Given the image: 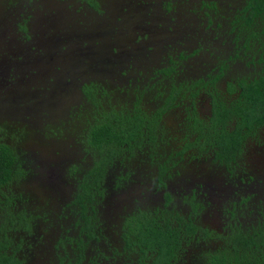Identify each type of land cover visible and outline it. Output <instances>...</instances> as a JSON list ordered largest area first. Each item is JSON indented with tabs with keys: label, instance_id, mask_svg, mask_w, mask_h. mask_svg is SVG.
<instances>
[{
	"label": "trees",
	"instance_id": "16d2710c",
	"mask_svg": "<svg viewBox=\"0 0 264 264\" xmlns=\"http://www.w3.org/2000/svg\"><path fill=\"white\" fill-rule=\"evenodd\" d=\"M13 1L16 0H2V6L10 9L9 3ZM78 1L97 16L102 15L106 2ZM161 4L167 14L189 16L183 11L191 12L206 27H211L224 13L230 14L227 21L232 31L237 28L240 34L235 42L244 40L248 52L253 51L248 41L260 38V29L264 36V0H241L236 12L233 4L226 11L217 8L213 0H202L200 5L192 0H162ZM22 7L26 15L28 7L32 11L34 4L26 0ZM34 14H27L17 25L27 40L30 39L28 22ZM255 44L264 50V41ZM214 51L219 48L208 40L189 54L185 51L179 56L168 54V60L161 61L155 69L154 79L158 80L154 84L144 83L142 72H136L130 79L123 71L122 75L128 79L126 85H111L105 79L102 83L84 82L77 88L79 99L71 107L68 104L60 126L53 131L47 124L44 127L50 135H43L46 141L71 138L87 156L81 165L73 164L67 169L76 181L70 205L53 198L43 203L21 189L20 185L27 179L41 178L40 166L45 159L37 157L41 155L38 152L26 150L31 135H16L20 125L15 123L17 131L8 135L1 127V120L13 118L0 116V264H33L36 259L41 264H264V186L257 192L246 190L245 196L236 194L239 200H233V208H226L223 214L229 217V222L223 221L226 223L223 234L202 222L208 205L188 202L186 197L180 205L176 203L178 197L171 193H167L162 207L134 205L132 211L130 205L126 206L117 213V222L111 230L102 220V210L110 205L108 199L129 192L120 186L114 195L117 155L129 159L123 162L126 167L142 153V158L150 160L145 172L157 174L163 184L189 172L187 164L178 160L184 158L188 149L196 147L191 138H182L180 150L176 149L172 146L178 139L176 134L192 137L197 133V142L204 141V148L215 147V161L227 165L247 137L264 133V85L259 91H247L251 84L246 83L247 92L244 90L238 99L242 104H235L231 86L223 75L210 79L215 90L212 94L206 89L210 84L197 75V63L188 60L194 57L198 62L209 58L207 53L212 55ZM112 52L116 60L111 62L116 67L119 53L116 49ZM38 53L37 57L43 55ZM149 56L148 65H152L153 58ZM260 61H264L263 56ZM129 69L133 68L129 66ZM225 82L228 88L223 86ZM205 102L212 108V118L224 116L231 123L221 130L206 127L208 123L195 110ZM170 122L176 123L175 128L170 127ZM65 124L72 130H67L69 135L60 136L58 130ZM262 143L259 137L257 144ZM197 146L200 149L199 143ZM174 158L178 160L174 162ZM81 171L86 175H81ZM40 202L43 207L36 208ZM55 232L57 237L53 235Z\"/></svg>",
	"mask_w": 264,
	"mask_h": 264
},
{
	"label": "rangeland",
	"instance_id": "374dc122",
	"mask_svg": "<svg viewBox=\"0 0 264 264\" xmlns=\"http://www.w3.org/2000/svg\"><path fill=\"white\" fill-rule=\"evenodd\" d=\"M105 1L100 17L78 0H32L34 9L31 7L30 11L28 7L26 12V15L31 16L35 13L28 22V41L17 28L27 18L22 7L26 0L10 2V9L2 6L0 0V116L13 118L1 120V127L9 135L15 133L14 130L17 131L16 123L20 125L16 135H31L26 142V150L29 153H40L45 159L42 162L44 169L49 171L59 169H51L49 165L54 166L51 163L48 165L54 155L58 158L72 155V159H79L80 153L76 151L75 142L71 138L57 142L46 141L43 136L50 135L44 126L48 124L51 125V130H57L67 109L77 102V86L92 80L102 83L105 79L111 85H126L128 81L122 75L123 71L127 72L126 76L130 79L135 77L136 72H142L144 83L154 84L158 80L154 79L155 69L162 63L165 54H176L175 49L179 48L181 42H194L192 35L209 41L212 37L191 12L183 11L189 16L165 13L161 8L162 0ZM201 1L192 0L198 5ZM213 1H216L217 8H224L226 11L230 4H241V0ZM127 12L130 14H126ZM229 15L224 13L215 22L223 24L227 22ZM120 18L122 20L118 21ZM121 24L127 26L123 27ZM225 29L223 25V30ZM138 36H141V40L136 42L135 38ZM114 49L119 53L116 67L111 62L116 60L112 52ZM37 52L43 55L37 57ZM149 55L153 58L152 65H148ZM188 60L197 63L194 57ZM129 66L133 69H129ZM239 68H243V64L237 61L234 69ZM169 125L175 128V122H170ZM67 130H72L69 124L61 127L58 133L60 136L69 135ZM261 154L264 156V150ZM252 156L253 152L248 157ZM260 172L264 173V169ZM188 176L191 177L192 174ZM42 178L31 177L20 186L41 202H50L53 191L49 189L50 193L39 184ZM59 179L58 182L56 176L49 178L52 184H60L54 189V195L58 193L64 197L65 192L71 196L75 188H66L65 180L61 176ZM154 194V198L159 197L158 191ZM129 200L127 193L108 199L110 205L102 210L104 226L110 230L115 226L117 213L130 205ZM40 203H37L36 208L43 207V203ZM57 207L56 205L55 208ZM213 209L210 208L203 215L202 222L217 229L221 221L217 212L221 210V206L213 205ZM105 232L110 233L107 230ZM53 235L58 236L57 232ZM114 239L116 240L115 237ZM114 245H117V240ZM33 264L41 262L36 259Z\"/></svg>",
	"mask_w": 264,
	"mask_h": 264
},
{
	"label": "flooded vegetation",
	"instance_id": "af4514ba",
	"mask_svg": "<svg viewBox=\"0 0 264 264\" xmlns=\"http://www.w3.org/2000/svg\"><path fill=\"white\" fill-rule=\"evenodd\" d=\"M233 6L234 11L236 12V8H239V4H233ZM198 22L199 24H202V20H199ZM223 25L226 28L225 30H223ZM121 26L126 27L127 25L121 24ZM204 27L208 29L209 34L212 36L210 40L213 42V47L217 46L219 51H214L212 55L207 53L209 58L205 57L198 60L196 65L197 75L198 77L203 78L204 81H206L205 83L210 84L207 85L206 89H208L207 91H210L212 94H215V90L212 88L213 84L210 83V79L213 80L214 78L223 75L224 79L227 80L231 86L232 93L235 98V100L232 101L235 102V104H242V102L238 99L242 96L246 83L251 84L247 91L251 89L259 91L264 85V61H260L261 56L264 58V50L260 44H255L258 41H264V36H262L263 32L260 29L258 31L260 38L256 39V41H248L250 43L249 47L252 46L251 48L254 49L252 52H248V48L244 40H238L237 43L235 42V38H240L238 36L240 34L237 28L232 31L233 27L229 25L228 21H225L223 24L215 22L211 27ZM137 38L138 37L135 39ZM192 39L194 42H181L178 45L179 48L176 53L178 56L181 51H185L189 54L198 48L200 43L203 44L204 41H208L207 39L202 38ZM167 49H169V47H167ZM166 60H168L167 54H165L162 61ZM237 61L243 64V68L234 69V63ZM123 76L125 77V75ZM227 82L223 84L224 87H227ZM81 85L77 86V88ZM225 97H227L226 94ZM195 110L198 115L200 114L199 118L204 119V121L208 123V126L206 127H211L213 130H221L222 126L225 125L227 127L231 123V119L224 116H221L218 119L212 118V108L206 102L203 105L196 107ZM214 125H217L216 128ZM256 134L247 137L243 141L236 157L230 160L227 165H221L215 161L216 154L214 155V150L217 151L215 147L204 148V141L200 140L197 142V133L193 134L192 137L186 136L189 134H176L178 139L172 143V146H175L176 149L179 148L178 145L181 147L179 141L182 138H191L192 140L190 141H192L196 147L188 149L183 155L184 158H180L181 160L174 158V162L176 159L183 165L187 164L189 172L186 175H176L173 177V181H164L163 184L158 181L157 174L151 175V173L145 172L147 161L150 160L145 159V157L142 158V153H140L136 160H131L130 163H127L126 167L123 166V162L129 161V159L127 157L125 158V156L117 155V176L114 178L115 180L112 183V187L115 188L114 194L118 193L116 190H118L120 186L127 188L129 191V204L132 211L134 210V205L149 204L159 205L162 207L166 202L167 193L175 194L178 197L176 203L180 205H182L181 200L184 199L183 197H186V200L191 203H196L198 201L204 202L205 205L209 206V209H213V205H220L221 210L217 213L221 221L217 226V232L219 234H223L226 224L223 223V221L229 222V217H226L223 214L226 208H233L231 206V202L233 200H239L236 194L240 193L243 194L242 196H245L247 194L245 193L246 190H250L249 192H257L258 189L261 190L264 186V173L260 172L261 169H264V156L261 154V151L264 150V133H258V137L255 136ZM213 135L214 133H212L210 137ZM259 137L262 139L263 143L258 145L257 142ZM147 143L148 142L144 143V148L148 147ZM158 143L161 145L159 139ZM198 143L200 149L197 148ZM74 147L76 151L80 153L78 161L72 159V155H64L63 158H58L54 155L53 160L48 161V165L51 163L54 165L53 167L49 165L51 169L57 167L59 169L49 171L44 169L45 167L42 163L41 166L43 169L40 170V176L43 178L40 180L39 184L45 187L46 191H49V189L53 191V193L49 191L52 194L53 199H56L59 203H65L68 205H70L74 200L72 197L74 193L70 196L64 192V197H61L58 193L57 195H54V189L59 187L60 184H52L49 181V178L52 179L56 176V180L59 182V178L61 176L63 181L65 180L64 183L66 184V188L69 189L70 186H73L76 189V181L68 175L67 169L73 164L81 165L83 160L85 162V158H87V156L84 157L83 154L85 153L80 152L78 143H75ZM178 150H180V148ZM252 152L253 159H249L252 158L248 157ZM144 156H146V153ZM37 157L42 158L41 155ZM83 167L85 168V163L83 164ZM80 173L81 175H86L83 171ZM190 173L192 174L191 177L188 176ZM73 175L75 177L76 174ZM253 178L255 179V182H251ZM168 184L169 186L167 187ZM155 191L159 192V197H155L157 200L154 198ZM188 213L191 214V209ZM70 224L71 222L69 223V227ZM210 227L214 230L212 226Z\"/></svg>",
	"mask_w": 264,
	"mask_h": 264
}]
</instances>
